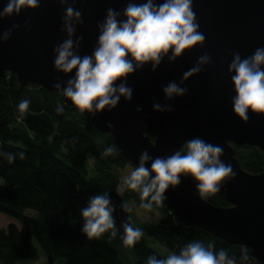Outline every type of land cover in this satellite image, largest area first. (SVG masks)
Here are the masks:
<instances>
[{
    "label": "water",
    "instance_id": "water-1",
    "mask_svg": "<svg viewBox=\"0 0 264 264\" xmlns=\"http://www.w3.org/2000/svg\"><path fill=\"white\" fill-rule=\"evenodd\" d=\"M6 2L0 0V10ZM128 2L77 0L74 7L82 13L83 20L74 36V39L83 37L79 55L91 54L98 37L97 24L104 19L106 9L122 12ZM67 6L49 0L35 10L25 9L18 16L0 21V32L14 24L20 25L7 41L0 43V77L14 74L19 89L31 84L59 92L64 103L74 107L61 90L53 87L60 82L63 88L74 75V71L68 75L58 73L53 67V48L66 39L60 29ZM192 6L198 30L205 37L203 44L186 51L172 63L165 57L155 71L150 64L145 65L127 78V85L133 90L130 101L121 98L110 111L84 116L94 128L110 133L115 147L135 167L143 151L147 150L153 158L168 156L194 137L220 145L224 150L221 159L231 164L236 173L217 193L230 205L201 201L195 182L181 178L177 187H170L165 193L164 206L185 229L198 227L227 243L246 246L250 255L264 264V172L254 174L244 170L232 146L249 145L264 151V117L249 112L246 123L235 117L231 103L235 95L232 74L227 71L231 53L238 52L243 58L257 47H264V0H193ZM205 53L210 56V62L181 85L187 88V94L166 100L162 88L170 81L179 83ZM156 102L171 106L173 111H153ZM145 128L154 132L153 139L145 134ZM107 193L115 205V222L124 234L121 224L127 221L133 225L128 208H120L125 201L117 190ZM47 260L55 264L51 256Z\"/></svg>",
    "mask_w": 264,
    "mask_h": 264
},
{
    "label": "clouds",
    "instance_id": "clouds-1",
    "mask_svg": "<svg viewBox=\"0 0 264 264\" xmlns=\"http://www.w3.org/2000/svg\"><path fill=\"white\" fill-rule=\"evenodd\" d=\"M49 0H7L0 10V21L4 18L18 16L21 11L35 10L41 3ZM65 8L62 17L61 32L66 39L53 48L54 70L68 75L73 73L63 86L60 82L53 87L61 90L69 98L81 115L85 113L95 116L104 110H112L121 98L130 101L132 88L127 85V78L145 65H151L155 71L165 57L172 63L186 51L202 45L205 37L198 30L193 0H145L136 3L129 0L122 12L113 8L106 9L104 19L97 24L98 37L90 55H79L83 37H75L77 25H82V13L74 7L77 0H52ZM121 16L123 19H121ZM25 26L28 21L25 20ZM20 27L12 25L7 31L0 32V43L7 41L12 32ZM228 65L231 75L232 112L241 122H247L249 112L264 117V47H257L246 57L240 53H231ZM208 54L201 55L195 65L187 70L179 83L170 81L162 88L166 100L187 94V88L181 87L184 82L199 73L202 67L210 62ZM30 101L22 100L18 110L23 115ZM62 108H57L61 112ZM155 112H171L169 105L153 104ZM114 147L105 150L104 155L115 152ZM224 150L202 138L194 137L185 141L183 147L168 156L153 158L148 151L139 156L138 166L126 176L121 191L134 190L140 195V207L153 210V204L164 205L165 193L181 183V178H190L195 182L196 192L201 201L207 202L212 195L230 180L235 178L231 164H226L221 157ZM11 163L18 155L25 158L24 152L0 153ZM150 162V166H147ZM121 209L128 205L122 203ZM115 205L109 193L91 196L87 206L80 212L83 221L82 233L88 240H99L103 234L110 232L111 237L117 235V226L113 216ZM124 235L123 244L134 247L143 237L142 229L124 221L121 224ZM241 261H247V247L242 248ZM146 264H237L235 256L215 245H205L200 241L186 243L178 252H169L165 257L150 255Z\"/></svg>",
    "mask_w": 264,
    "mask_h": 264
},
{
    "label": "trees",
    "instance_id": "trees-1",
    "mask_svg": "<svg viewBox=\"0 0 264 264\" xmlns=\"http://www.w3.org/2000/svg\"><path fill=\"white\" fill-rule=\"evenodd\" d=\"M24 99L30 103L21 115L18 105ZM58 107L63 110L58 112ZM145 134L154 137L148 128ZM232 146L244 170L264 172V151L249 145ZM109 147L116 151L104 155ZM20 152L25 158L21 160L17 155L11 163L0 155V264H15L19 258L37 260L36 243L55 264L60 257L64 264H122L118 251L125 246L124 234L117 224L114 238L107 232L99 240H88L81 231L83 222L72 225L67 215L75 209L77 197L117 190L119 171L127 165L132 171L136 167L121 155L110 133L94 128L75 107L64 103L59 92L31 84L19 89L15 75L7 73L0 77V153ZM90 159L97 174L87 178ZM121 197L127 205L140 207L136 191L125 189ZM209 201L217 206L230 205L217 193ZM153 209L159 212V220L144 222L141 229L168 252H178L186 243L200 241L213 243L216 251L226 250L236 257L237 264H259L248 247L249 259L242 262L245 246L227 243L198 227L185 229L164 205L153 204ZM29 210L33 215L28 214ZM129 218L137 227L130 211ZM131 248L136 264H146L150 255L162 258L143 237Z\"/></svg>",
    "mask_w": 264,
    "mask_h": 264
},
{
    "label": "rangeland",
    "instance_id": "rangeland-1",
    "mask_svg": "<svg viewBox=\"0 0 264 264\" xmlns=\"http://www.w3.org/2000/svg\"><path fill=\"white\" fill-rule=\"evenodd\" d=\"M119 172H120V182L117 187V192L121 195V193L124 191V190L121 191L122 182L124 178L132 172V167L130 165H127L125 169ZM96 174H97V171L95 170L93 166V162L90 159L88 161L87 178L93 177ZM0 183H3V180L1 178H0ZM89 198L90 197H87V196H79L74 200L75 209L73 211H70L67 215V220L69 221L70 224L77 225L83 222L80 216V212L83 207L87 206ZM129 211L131 212V215L137 224V228H140V229H141L142 223L144 222L155 223L160 218L159 212L157 210L153 209L152 211H148L132 203L128 205V212ZM33 213L34 212L31 210L28 211V214L30 215H33ZM143 233H144L143 238L146 241L147 245L151 247L153 250L157 251L162 256V258L165 257L169 253L168 250H166L161 244H159L158 242L152 241L151 237L147 236L144 231ZM36 246L38 247V251H39V258L37 260L19 258L16 260L15 264H45L47 258L43 255L37 243H36ZM118 254H119L122 264H136V257L131 247L124 246L120 248V250L118 251ZM58 264H64V258L62 257L58 258Z\"/></svg>",
    "mask_w": 264,
    "mask_h": 264
}]
</instances>
